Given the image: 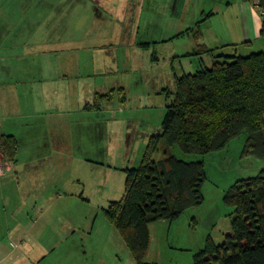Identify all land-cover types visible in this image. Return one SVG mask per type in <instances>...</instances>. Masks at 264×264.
I'll return each instance as SVG.
<instances>
[{"label": "rangeland", "instance_id": "1", "mask_svg": "<svg viewBox=\"0 0 264 264\" xmlns=\"http://www.w3.org/2000/svg\"><path fill=\"white\" fill-rule=\"evenodd\" d=\"M246 3L255 7L257 0H0V79L4 82H13L16 77L4 74L10 68L22 77L18 83L33 80L35 87L44 90L47 86L41 79L48 69L60 72L52 76L54 82L76 78L71 74L77 70L81 74L77 77L79 85L98 88L111 81L117 84L108 89L116 90L108 104L100 99L101 108L86 109L81 114L77 155L63 156L61 165L53 166L52 158L35 169L19 166L15 172L4 168L1 176L25 182L32 193L35 184L43 181L51 196L64 189L72 198L69 203H57L58 209L57 205L51 208L60 219L66 217L64 234L56 236L51 227L46 234L34 229L28 235L34 238L26 239L24 246L13 247L9 242L18 236L0 232V264H137L106 218L104 208L123 195L121 168L136 166L150 136L159 133L170 99L165 89L174 90V76L196 70L200 62L209 66L213 60L208 53L200 59L186 53L195 51L199 44L214 48L216 53L243 56L264 50L263 36L255 34L251 42H244L249 24L251 30L258 25L257 17L248 15ZM255 10L260 16V9ZM187 28L193 31L177 36ZM131 37L149 46L133 45ZM63 43L66 50L56 53ZM46 46L48 50H42ZM64 70L70 74L64 76ZM96 112L107 125L112 124L114 131L123 125L127 135L118 140L105 135L91 138L88 118ZM17 124L0 107V134H7L9 126ZM27 139L22 158L36 144L35 138ZM243 140L244 135H240L224 148L203 155L182 152L177 146L170 148L179 159L203 161L206 177L202 201L185 209L174 221L148 223L144 262L192 264L193 254L208 236L219 244L231 232L232 208L224 203L223 195L235 181L256 175L264 166L261 158L241 155ZM160 156L156 151L152 158ZM0 161L8 162L1 151ZM14 191L9 186L0 189V226L4 229L9 213L3 214L2 199L9 194L16 196ZM6 206L9 212L12 207Z\"/></svg>", "mask_w": 264, "mask_h": 264}, {"label": "trees", "instance_id": "2", "mask_svg": "<svg viewBox=\"0 0 264 264\" xmlns=\"http://www.w3.org/2000/svg\"><path fill=\"white\" fill-rule=\"evenodd\" d=\"M253 5L261 11L259 36L264 37V0ZM189 31L193 29L187 28L177 36ZM138 45L146 48L149 43ZM205 53L213 57L209 66L200 62L196 70L175 75L174 90L165 89L170 99L159 133L150 136L136 166L121 168L123 195L104 208L106 218L137 264H151L144 262L148 223L174 221L185 209L202 201L201 187L206 177L203 161L179 159L170 152L172 146L203 155L244 135L241 155L264 160V50L243 56L216 53L214 48L199 44L185 56L200 59ZM115 91L96 93L92 104L84 108H101L98 101L108 104ZM0 151L8 163L16 162L18 143L14 135L0 134ZM156 151L161 156L154 159ZM223 201L232 208L231 232L219 244L208 236L193 254L192 264H264V166L256 175L230 185Z\"/></svg>", "mask_w": 264, "mask_h": 264}, {"label": "crops", "instance_id": "3", "mask_svg": "<svg viewBox=\"0 0 264 264\" xmlns=\"http://www.w3.org/2000/svg\"><path fill=\"white\" fill-rule=\"evenodd\" d=\"M255 8L256 7L248 5V15L251 17V14L255 15L258 19V25L255 30H251V25L249 24L248 34L244 31V42H251L249 39L253 38L255 34L260 37L259 29L261 18L256 14ZM93 9L96 15L97 6L95 5ZM131 38L133 40V37ZM41 43L43 42H37V44ZM132 43L137 46V44L142 43V41L134 39ZM224 44L228 45L227 43ZM64 45L65 43L55 52L66 50L67 47H64ZM46 48L47 46L42 50H48ZM73 57L72 55L70 58ZM72 71L73 73L71 76L76 78L71 80H56L54 82L52 76L60 72L54 69H48L45 77L41 79L44 81L42 84L47 86V89L44 90L41 87H35V85H33V80L25 79L21 83H18L20 80H23L22 77L17 76L18 72L14 74L13 70L10 68L4 70V74L15 75L16 77L13 82H4L3 79H0V107L3 108L4 111H7V117L11 115L20 123L17 124L16 127L9 126V130L7 131V134L14 135L18 143L16 162L14 165L9 164L8 169L10 171L14 170L16 172L19 166H23V169H35L34 167L37 166L43 167L48 164L52 158L54 166L62 162L63 156L78 154L76 152H78L79 149L78 140L80 135L78 137V133L81 132L80 119L81 114L86 111L84 106L93 101L96 92L104 93L109 88L117 87V84L111 81V84L107 85V83H104L98 88H90L88 85L82 84L79 85L77 77L81 74H78L77 70ZM62 73L64 76L70 74V72L66 70L62 71ZM82 100L85 102L82 103ZM99 116V112H96L95 116H90L88 118L89 122H91L89 126L90 131L88 132L91 138L96 137V135H105L107 138L110 137L118 140L120 137H125V134L127 135L123 125H120V127L114 131L112 124L107 125L106 119L103 117L99 118ZM11 123L15 122L11 121ZM35 130L36 133H33ZM25 134H29V136ZM28 137L35 138L36 144L33 150L29 154L27 152V156L22 158L24 154L23 145L26 143V140H28ZM124 167L127 166L125 165ZM4 176L5 175L0 177V189L4 186L16 189L13 193L16 196H11V194H9L2 199L4 204L3 214L7 215L9 213V216L5 218L6 220L3 222L5 229L0 226V232L6 230L7 233L18 236L15 240L13 239L9 242L10 246L11 244L13 247L26 244V239L34 238L28 236L32 234L34 229L40 230L41 233L44 234L51 227L55 235L59 233L64 234L63 229L66 226V217L60 219V216L54 213L51 208L57 205L58 209L57 203H63L64 201L69 203L72 198L71 193L64 189H59L60 191L58 194H56V192L53 194H56V196H51L49 191L47 192L45 190V182L43 181L35 184L36 190L32 193V188H28L31 186H28L25 182H21V180L14 178L5 179ZM22 192L23 194H21ZM6 205L12 207L9 212L6 211ZM56 221L59 222L58 225L55 224ZM68 223L73 227V223Z\"/></svg>", "mask_w": 264, "mask_h": 264}, {"label": "built area", "instance_id": "4", "mask_svg": "<svg viewBox=\"0 0 264 264\" xmlns=\"http://www.w3.org/2000/svg\"><path fill=\"white\" fill-rule=\"evenodd\" d=\"M4 168H9V163L7 161L1 162L0 161V176L4 173Z\"/></svg>", "mask_w": 264, "mask_h": 264}]
</instances>
